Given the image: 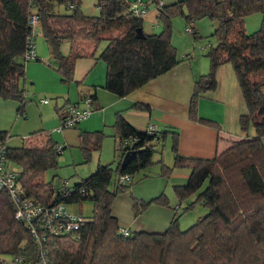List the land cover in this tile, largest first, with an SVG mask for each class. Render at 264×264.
<instances>
[{"label":"trees","instance_id":"trees-1","mask_svg":"<svg viewBox=\"0 0 264 264\" xmlns=\"http://www.w3.org/2000/svg\"><path fill=\"white\" fill-rule=\"evenodd\" d=\"M148 1L154 6V19L161 31L136 39L147 6L143 5V17H135L129 10L135 2L95 0L98 15L90 17L80 11V0H0V101L16 102L21 113L24 94L19 84L24 78V55L29 44L33 48L34 29L46 46L47 65L62 85L73 83L72 69L77 59H95L105 66L104 89L122 98L179 64L170 42L174 16L183 19L194 41L199 36L193 23L207 18L213 23L210 37L216 42L213 47L207 45L203 55L208 60V73L193 83L188 119L219 131L218 125L196 116V103L202 93L213 89L215 70L227 65L244 107L236 119L244 137L226 140L225 148L210 159L185 157L177 151L178 134L171 128L148 133L147 127L138 130L115 113L112 129L116 165H98L92 174L69 188H55L44 181L45 172L57 167L61 150L47 133L30 134L17 149L4 147L5 163L18 168L16 183L25 197L47 209L56 205L80 207L85 201L91 204L89 218L79 215L83 222L77 231L47 238L46 256L51 264H264V0ZM256 13L261 18L259 26L247 34L244 19ZM31 17L36 20L34 28L29 23ZM63 43L69 46L66 55L60 52ZM101 43L105 46L95 57ZM78 96L80 103L95 100L94 92L80 91ZM131 108L148 109L136 104ZM249 128L252 136L247 133ZM167 137L172 168L189 171L183 185L173 186L176 208L195 195L194 203L207 212L183 231L173 214L163 232H128L124 237L110 212L112 202L128 189L137 172L154 163L155 148ZM5 138L0 133V142ZM102 138L100 132L78 135L82 163L99 152ZM126 154L127 162L121 167ZM157 163L161 176H167L170 169L161 161ZM121 177L128 181L121 182ZM62 192L67 196L62 197ZM151 202L166 204L162 194L147 203L133 202L135 215ZM2 257L36 264L37 247L25 225L14 220V207L7 195L0 192Z\"/></svg>","mask_w":264,"mask_h":264},{"label":"crops","instance_id":"crops-1","mask_svg":"<svg viewBox=\"0 0 264 264\" xmlns=\"http://www.w3.org/2000/svg\"><path fill=\"white\" fill-rule=\"evenodd\" d=\"M125 1L140 2L144 6L148 3V0ZM80 2L82 4V0ZM92 6L95 8V0H92ZM143 21L141 26L143 34H156L160 31V26L158 24L156 26L155 21V23H150L149 19L144 21L145 23ZM257 23L258 20H251L255 28ZM63 45H65L64 48ZM61 48L63 49L61 54L66 55L68 44H62ZM33 52L37 61L24 62V78L19 84L24 94L21 113L17 112L16 102L0 101V133L6 136L3 143L7 149H17L24 138L35 132L43 131L50 136L56 146L61 147L59 155L70 146L76 148L81 157L78 135L100 132L105 137V129L112 127L115 113H120L136 129V123L145 125L144 129L148 126L155 127L157 130L171 128L178 134L177 151L185 157L210 159L225 148L226 140L239 138L236 133V119L244 111V107L234 74L227 65L215 70L213 89L202 93L196 103V116L218 125L219 131L217 132L188 119V103L193 83L198 77L207 75L208 60L205 62L194 54L191 57L190 54L185 56L182 53L184 58H180L176 67L126 96L117 98L104 89L105 66L102 62L88 58L77 59L72 69L73 83L65 86L60 83L59 77L47 65L48 52L45 44L33 45ZM208 83L207 81L206 84ZM80 91L94 92L95 100L91 103L90 115L72 128L59 129L66 109L70 106L81 107L78 96ZM44 99L48 101L42 103ZM51 101L54 102L53 106H50ZM134 104L146 106L148 109L147 111L132 109L131 106ZM113 135L114 131L111 135L112 152ZM167 143H170V137H167L163 146ZM93 159L94 164L88 168L90 173L87 176L92 174L98 165L108 164L100 163L105 162L101 154L97 157L94 155ZM6 168L12 170L10 165H6ZM188 175V170H181L175 176V185H183ZM84 176L78 178L75 175V180L70 185L62 181L59 186L70 187L79 179L87 177ZM115 200L112 202L110 212L116 218L118 227L129 232L136 220L133 205L131 206L123 196H118ZM122 203H124L123 210ZM77 214L81 215L80 207H77ZM164 220H166L165 217L161 219V222ZM141 227L143 228L142 225H137V229L132 231L159 233L158 230L151 231ZM0 264L13 263L8 258L0 260Z\"/></svg>","mask_w":264,"mask_h":264},{"label":"rangeland","instance_id":"rangeland-1","mask_svg":"<svg viewBox=\"0 0 264 264\" xmlns=\"http://www.w3.org/2000/svg\"><path fill=\"white\" fill-rule=\"evenodd\" d=\"M169 3V1H167ZM62 12V10H60ZM80 11L82 14L90 17H96L98 15V11L96 8L92 6V0H82V4L80 7ZM154 15H155V9L152 4L147 3V12L144 16L143 20L146 22V20L149 19L150 23L154 22ZM255 19L258 20L256 28L251 24V20ZM143 21V22H144ZM144 22V23H145ZM260 22V15L258 13L252 14L244 19V29H247L245 32L247 34L255 31L257 27L259 26ZM155 23V22H154ZM158 24V23H157ZM156 24V26H157ZM159 26V24H158ZM213 23L209 21L207 18L200 19L193 23V30L197 32L198 38L194 41L190 35H187L184 31L185 23L183 19L180 16H174L171 19V34H170V42L173 48L175 49L177 59L180 60V58H183L184 55L190 54L191 57L197 56L198 58H202L207 61L206 58L203 57V55L208 51L206 49L205 52L201 53L199 51V48L206 47L207 45H211L212 47L215 45V38L210 37L211 32L213 31ZM253 26V27H252ZM247 27V28H245ZM200 31H199V30ZM161 31V28H160ZM158 31V33L160 32ZM155 33V32H154ZM156 33V34H158ZM33 45L38 44H44L42 37L39 35L38 30L34 29L33 34ZM67 44V43H63ZM65 45H63L64 48ZM105 46V43H101L96 51L95 57L99 54V52L103 49ZM193 49V50H192ZM63 50L62 48L60 49ZM193 52V53H192ZM46 102L48 100L44 99ZM53 101H51L50 106H53ZM137 125V126H136ZM237 125V122H236ZM145 126V125H144ZM143 124L136 123L135 127L137 129L144 130ZM105 132V137L102 138V142L100 145L99 152L92 153L90 156V159L86 163H82L81 157L78 155V150L76 148H72L70 146L66 147L64 151L57 157V167L52 170H48L43 175L45 182H51L52 185L55 188H58L60 183L62 181H66L68 185L71 184L72 181L75 180V175L80 177H85L84 175H88L90 173L88 168L90 166H93L94 159L93 156L96 155V157L100 154L102 155V160L105 159V162L100 163H108L107 165H111L113 168L115 164V159H113V152H112V145L113 140L111 138L112 135V127H107ZM160 130V129H159ZM239 129L237 126L236 133L239 137H244L243 134H239ZM248 134L251 136L253 135V130L249 128ZM103 143V144H102ZM164 143H160L156 146L155 154L152 157L153 164L147 168L144 171L137 172L131 179L128 189L121 195L125 199H127L130 203V205H133V202H136V204H142L149 202L152 198H155L159 196L160 194L165 197L166 204H157L154 202H151L147 204L140 213L135 215V222L133 223V228H130V233L134 232L135 229H137V225H142V229L146 230H158L157 232H163L166 227L168 226V223L170 221V218L173 214L177 217V225L178 228L183 231L190 227L192 224L195 223V221L206 214V210L202 208L198 203H194L195 195H191L189 198H187L184 202L179 203V207H177V200L174 197L173 194V186L175 185V176L178 174L181 170L180 168H172V155L170 150V143H167L166 146ZM58 147V146H57ZM102 152V153H101ZM101 161V160H100ZM104 161V160H103ZM157 161H161V163L170 169L167 176H161L160 174V165L157 163ZM11 171L17 172L18 168L15 165H10ZM86 170H88L86 172ZM187 170V169H185ZM83 175V176H81ZM88 177V176H87ZM115 200V199H114ZM116 201V200H115ZM194 203L191 207L188 209L186 208V205ZM122 210L124 208V203H122ZM81 216L83 218H89L91 214V204L87 201L82 202L81 206ZM137 208H140V205L137 206ZM134 210V209H133ZM132 210V212H133ZM66 211L68 214H77V205H69L66 207ZM139 211V210H138ZM135 214V213H134ZM165 217L166 220L161 222V219ZM167 218H169L167 220ZM134 230V231H132ZM8 259V257H2L0 260Z\"/></svg>","mask_w":264,"mask_h":264},{"label":"built area","instance_id":"built-area-1","mask_svg":"<svg viewBox=\"0 0 264 264\" xmlns=\"http://www.w3.org/2000/svg\"><path fill=\"white\" fill-rule=\"evenodd\" d=\"M129 10L135 17H143L145 9L140 2L132 3ZM35 18H30V26L35 27ZM185 33L189 35L190 29L186 27ZM206 47L199 48V51H205ZM25 61H34L35 55L33 48L29 44V49L24 55ZM46 103L45 100L41 101ZM91 113V102L89 99H84L81 102V107L70 106L66 109L65 115L60 121L59 129H68L74 127L81 120L87 118ZM154 127L148 126L146 131L152 133ZM133 142L134 140H129ZM60 150L61 147H58ZM4 143L0 142V192L7 195L11 204L14 207V220L21 222L25 225L29 235L36 243L37 247V261L36 264H51L46 256L45 248L47 238L56 237L65 234H71L78 230L82 224L83 219L78 215L68 214L66 207L63 205H56L50 208H44L36 200L24 196L22 189L16 183L17 172L11 171L6 168L4 160ZM121 182H127V177H121ZM69 188V187H67ZM62 197L67 196V192H62ZM119 233L122 236H127L128 231L120 229ZM13 264H27L21 258H10Z\"/></svg>","mask_w":264,"mask_h":264},{"label":"water","instance_id":"water-1","mask_svg":"<svg viewBox=\"0 0 264 264\" xmlns=\"http://www.w3.org/2000/svg\"><path fill=\"white\" fill-rule=\"evenodd\" d=\"M135 38L136 39H142L143 38V33H142L141 29L136 30ZM127 159H128V155L126 154V155H124V157L121 160V163H120L121 167L125 165V163L127 162Z\"/></svg>","mask_w":264,"mask_h":264}]
</instances>
